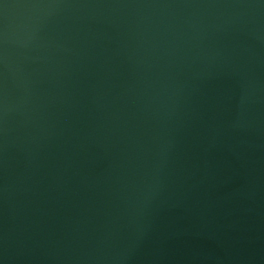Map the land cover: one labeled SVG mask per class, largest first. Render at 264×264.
I'll use <instances>...</instances> for the list:
<instances>
[{
	"label": "water",
	"instance_id": "1",
	"mask_svg": "<svg viewBox=\"0 0 264 264\" xmlns=\"http://www.w3.org/2000/svg\"><path fill=\"white\" fill-rule=\"evenodd\" d=\"M0 264H264V0H0Z\"/></svg>",
	"mask_w": 264,
	"mask_h": 264
}]
</instances>
